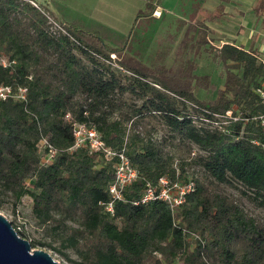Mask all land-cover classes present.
Listing matches in <instances>:
<instances>
[{"label": "trees", "instance_id": "1", "mask_svg": "<svg viewBox=\"0 0 264 264\" xmlns=\"http://www.w3.org/2000/svg\"><path fill=\"white\" fill-rule=\"evenodd\" d=\"M37 5L0 0V58L14 60L0 63V85L26 87V100H0V192L14 206L28 196L34 221L49 225L56 249L74 264H264V223L218 188L239 186L264 208V150L252 143L264 142V133L254 120L220 126L214 115L263 111L256 93L264 80L260 52L231 41L210 46L222 62L223 85L200 99L194 88L212 86L191 65L167 67L162 56L161 63L119 58L126 45L112 48L66 23L70 36L53 33L47 10ZM145 8L136 18L156 6ZM73 121L94 126L137 171L112 214L104 208L112 163L85 147L71 149ZM41 136L56 149L49 162L38 150ZM160 176L194 181L173 212L159 199L133 203Z\"/></svg>", "mask_w": 264, "mask_h": 264}, {"label": "rangeland", "instance_id": "2", "mask_svg": "<svg viewBox=\"0 0 264 264\" xmlns=\"http://www.w3.org/2000/svg\"><path fill=\"white\" fill-rule=\"evenodd\" d=\"M42 1L52 5L59 15L61 13L68 23L73 22L71 25L76 28L95 32L110 47L126 45V50L120 53L119 58L136 59L141 55L144 62L161 63L162 56L167 67L170 64L191 65L193 73L207 76L212 86L210 90L194 88L195 96L200 99L214 97L217 89L223 85V65L207 50L210 46H218L221 39L242 43L241 39L245 37L254 42V47L263 46L264 49L263 0H158L160 6L152 12L157 18H136L138 9L145 11L143 6L146 0ZM251 1L253 6L250 4V7ZM43 8L52 18L59 20L46 6ZM58 22L63 23L60 20ZM249 45L250 42L245 47ZM164 51L165 56L162 55ZM156 57L160 59L156 60ZM218 188L236 200L251 217L264 223V208L243 195L239 186L220 184ZM0 199L3 203L0 213L21 228L25 239L30 243L32 240L51 243V246L35 245L33 248L49 252L60 264H74L56 249L59 247L58 239H54L49 225L42 226L34 221L28 196H23L15 206L8 194L0 192ZM66 253L73 260L78 259L72 250L68 249Z\"/></svg>", "mask_w": 264, "mask_h": 264}, {"label": "built area", "instance_id": "3", "mask_svg": "<svg viewBox=\"0 0 264 264\" xmlns=\"http://www.w3.org/2000/svg\"><path fill=\"white\" fill-rule=\"evenodd\" d=\"M33 6L38 7L37 3L33 0H28ZM49 24V28L53 33H62L70 36L67 28L63 23L56 21L47 12L44 13ZM159 15V14H158ZM112 59L116 58L114 53L110 54ZM264 65V58H261ZM109 62V61H107ZM0 63L3 66L11 65L14 60H8L6 56H1ZM116 65V63H113ZM119 67V66H118ZM121 69V67H119ZM256 93L259 97V102L263 106V111L256 113L253 116H242L240 112L234 113L232 109L226 110L224 113L214 114L217 118L216 124L221 126V123L226 124L229 121H249L254 120L262 128L264 133V80L261 85L256 88ZM7 98L26 100V87L18 86L14 88L11 85H0V100ZM66 118H70L69 113L65 115ZM73 145L71 149L76 147H85L89 152L101 154L107 161L112 163L113 178L108 185V192L110 194V200L104 204L106 211L113 213V203L116 200L123 199V189L131 184L137 177L136 169L131 165L130 159L124 153L123 149L116 150L106 145L102 140L99 132L94 126L86 124L84 122L73 121L72 123ZM252 143L261 146L264 150V142L258 139H253ZM38 150L43 153L44 162H49L54 158L56 149L48 141L46 136H41L38 142ZM194 189V181L188 179L186 181L173 180L167 176L158 177L157 181L152 184L147 183L144 187L140 199L134 201V204L147 203L150 200L159 199L166 202L171 211L173 212L178 208L186 198V195ZM16 230L20 229L19 226L14 227Z\"/></svg>", "mask_w": 264, "mask_h": 264}, {"label": "water", "instance_id": "4", "mask_svg": "<svg viewBox=\"0 0 264 264\" xmlns=\"http://www.w3.org/2000/svg\"><path fill=\"white\" fill-rule=\"evenodd\" d=\"M29 243L0 213V264H60L52 254Z\"/></svg>", "mask_w": 264, "mask_h": 264}, {"label": "crops", "instance_id": "5", "mask_svg": "<svg viewBox=\"0 0 264 264\" xmlns=\"http://www.w3.org/2000/svg\"><path fill=\"white\" fill-rule=\"evenodd\" d=\"M31 1V0H30ZM34 2H36L37 4H39V5H41V6H46V8L49 10V11H51L52 13H54L55 14V16L57 17V19H59L60 21H62L63 23H66V24H70V23H68L65 19H64V17L62 16V14L60 13V15H59V12H57V10H55V9H53V6L52 5H50V4H48V3H46L45 1H42V0H33ZM158 0H146V2H145V5L143 6V7H145L146 6V4L147 3H152V4H155V6H156V8H159V4H158V2H157ZM250 4H251V6H253V1H251V3H249V6H250ZM220 5V4H219ZM218 6V4L216 5V7ZM250 6V7H251ZM216 7H214V9L213 10H215V8ZM155 8V9H156ZM140 10H142V8H140V9H138L137 10V12L138 11H140ZM159 10H161V9H159ZM209 11H211V10H209ZM136 12V13H137ZM161 12V11H160ZM162 12H163V10H162ZM135 13V14H136ZM136 16V15H135ZM148 17H153V18H157V17H155V16H153L152 14L150 15V16H148ZM159 17V16H158ZM58 20V21H59ZM73 23V22H72ZM71 23V24H72ZM70 24V25H71ZM74 26V25H73ZM240 38H241V36H240ZM231 41V40H230ZM224 42H226V41H222V39H221V41H220V44L218 45V46H220L221 44H223ZM233 44H235L236 46H238V47H241V48H243L244 50H257L258 52H260V55H262L263 57H261V58H264V49H263V46H256V47H254L255 45H254V42L253 41H251V39H249V38H245L244 37V39H241V42L242 43H238V42H236V41H231ZM249 42H250V47H245V45H247V44H249ZM262 45V44H261ZM217 46V45H216ZM258 47H259V49H258ZM255 48V49H254Z\"/></svg>", "mask_w": 264, "mask_h": 264}]
</instances>
